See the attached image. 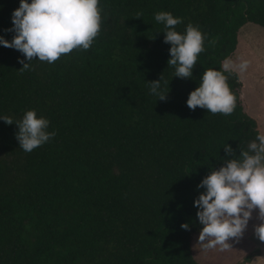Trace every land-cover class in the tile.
Segmentation results:
<instances>
[{
  "label": "trees",
  "instance_id": "trees-1",
  "mask_svg": "<svg viewBox=\"0 0 264 264\" xmlns=\"http://www.w3.org/2000/svg\"><path fill=\"white\" fill-rule=\"evenodd\" d=\"M18 6L0 0V35L9 40ZM98 7L100 30L87 50L53 63L33 57L20 70L23 53L0 45V114L16 121L35 109L55 131L24 152L18 125L0 119V264H200L194 200L205 189L197 185L260 127L236 72L225 73L235 96L230 115L186 101L206 68L235 54L244 24L264 27V0H99ZM157 11L180 17L177 31L192 23L204 34L191 77L168 65L171 44ZM161 76L165 99L149 91Z\"/></svg>",
  "mask_w": 264,
  "mask_h": 264
},
{
  "label": "clouds",
  "instance_id": "clouds-1",
  "mask_svg": "<svg viewBox=\"0 0 264 264\" xmlns=\"http://www.w3.org/2000/svg\"><path fill=\"white\" fill-rule=\"evenodd\" d=\"M98 5L99 0H19V6L11 14L12 27L5 30L14 32V36L9 40L0 35V45L23 53L28 62L18 58L23 65L20 70L29 68L33 57L53 63L73 49L87 50L101 26ZM154 19L164 26V42L171 44L167 63L174 66V75L191 77L198 54L204 51L205 37L199 26L189 23L183 32L177 31L175 26L181 23V18L169 11L155 12ZM248 65L247 59L236 63L225 57L219 69L206 68L199 85L189 93L187 106L230 115L235 108V96L225 73H242ZM162 81L163 76L148 82L150 93L158 99H165L168 93L162 90ZM0 119L18 125L15 135L24 152H31L55 136L54 130H48L49 119L38 115L35 109L26 110L16 121L2 114ZM224 148L226 153L234 152L228 143ZM197 187L205 189L194 200L198 222L203 225L197 238L202 249L230 248V238L242 235L253 209H258L260 221L254 226V233L264 242V132L257 131L255 139L238 156L213 169ZM181 227L188 229L189 224L183 223Z\"/></svg>",
  "mask_w": 264,
  "mask_h": 264
},
{
  "label": "rangeland",
  "instance_id": "rangeland-1",
  "mask_svg": "<svg viewBox=\"0 0 264 264\" xmlns=\"http://www.w3.org/2000/svg\"><path fill=\"white\" fill-rule=\"evenodd\" d=\"M236 63L240 59L249 61L248 68L239 73L244 88L242 96L248 105L249 115L260 124V131L264 132V27L253 22H247L239 31V46L235 54L230 56ZM260 221L258 209L252 210L247 227L242 235L230 238L231 247L221 251L219 247L204 250L197 244L199 233L193 236L192 247L195 258L200 264H237L253 250L264 252V242L254 233V226ZM255 254L248 264H264V253Z\"/></svg>",
  "mask_w": 264,
  "mask_h": 264
},
{
  "label": "crops",
  "instance_id": "crops-1",
  "mask_svg": "<svg viewBox=\"0 0 264 264\" xmlns=\"http://www.w3.org/2000/svg\"><path fill=\"white\" fill-rule=\"evenodd\" d=\"M248 112H250L249 109H248ZM258 125H259V127H260V124H259V123H258ZM263 253H264V252L260 250V253H259L258 256H261Z\"/></svg>",
  "mask_w": 264,
  "mask_h": 264
}]
</instances>
